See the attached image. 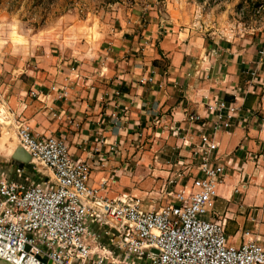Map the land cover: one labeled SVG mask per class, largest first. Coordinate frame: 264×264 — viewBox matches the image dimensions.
Here are the masks:
<instances>
[{
  "label": "built area",
  "instance_id": "obj_1",
  "mask_svg": "<svg viewBox=\"0 0 264 264\" xmlns=\"http://www.w3.org/2000/svg\"><path fill=\"white\" fill-rule=\"evenodd\" d=\"M250 11V20L243 21L246 9L241 7L237 20L219 31V39L253 36L264 26L257 20L264 19V5ZM69 71L76 80L78 67ZM71 83L69 76L65 85L54 83L48 91L65 101ZM28 96L38 100L40 94L31 90ZM204 107L205 116L187 113L184 119L195 137L182 139L191 151L192 174L186 181L180 176L159 206H145L125 194L102 195L105 180L96 185L93 175L109 153L103 146L114 143L99 135L95 147L85 142L86 155L77 156L65 132L39 134L21 118L12 125L18 144L51 176L0 163V259L10 264H264V241L246 230L238 244L230 243L216 209L226 178L216 135L244 126L250 115L237 101L215 99ZM53 117L60 121L63 115Z\"/></svg>",
  "mask_w": 264,
  "mask_h": 264
},
{
  "label": "rangeland",
  "instance_id": "obj_2",
  "mask_svg": "<svg viewBox=\"0 0 264 264\" xmlns=\"http://www.w3.org/2000/svg\"><path fill=\"white\" fill-rule=\"evenodd\" d=\"M259 5H264V0H0V138L4 134L15 137L12 125L28 117L27 108L24 112L21 109L33 104L28 96L33 74L48 72L55 65L76 68L86 64V72L93 66L89 62L93 58L96 68L109 62L106 56L119 52L117 43L121 37L132 35L128 31L131 23L144 26L155 22L162 26L173 21L180 32L182 29L214 42L221 29L237 20L241 7L246 9L242 20L248 22L250 10ZM167 64L164 58L153 63L164 71ZM71 78L75 80L72 75ZM19 113L20 118L16 116ZM251 119L250 115L242 127H248ZM170 126L166 121H154L140 131L139 125L128 120L111 132L114 144L93 178L96 185L105 180L102 195L115 198L125 194L145 206L166 202L167 193L178 186L180 176L186 181L193 171L188 163L191 151L184 149L185 141L178 142V129ZM17 150L25 164L15 165L18 159L2 157L0 163L51 176L46 168ZM249 154L240 159V170L234 169L229 177L225 201L230 198L221 206V220H225L230 232L241 225L264 238V159L258 163L257 155ZM251 190L252 204L248 205ZM102 229L108 231V227Z\"/></svg>",
  "mask_w": 264,
  "mask_h": 264
},
{
  "label": "crops",
  "instance_id": "obj_3",
  "mask_svg": "<svg viewBox=\"0 0 264 264\" xmlns=\"http://www.w3.org/2000/svg\"><path fill=\"white\" fill-rule=\"evenodd\" d=\"M130 25L128 31L132 35L121 37L117 43L119 52L106 56L109 62L100 65V58L96 68L93 58L89 60L93 66L86 72L83 70L86 64L78 66V78H71L75 87L73 83L69 85V98L65 101L55 100L54 93L48 89L54 83L58 86L66 84V78L71 77L69 67L55 65L48 72L31 74L34 82L30 91L39 92L40 97L31 99L33 104L30 106L25 105L28 124L39 134L65 132L71 152L85 156V142L95 147L99 135L107 143L114 142L111 132L120 129L128 120L139 125L140 131L154 121L158 124L166 121L172 129H178L180 138L188 141L193 134L186 132L188 125L182 122L187 113L205 116L206 102L215 99L237 101L252 119L248 127L236 126L230 132L216 135L218 157L226 167V178L219 187L216 206L222 216L221 206L229 177L234 169L240 170V159L245 154L251 156L249 152L257 155L258 163L264 159V131L259 132L264 128V26L260 25L253 36L230 41L218 38L213 42L182 29L180 32L173 21L162 26L155 22L144 26ZM162 58L168 62L165 71L153 65ZM146 78L153 81L141 85L139 81ZM125 109L127 112L123 116ZM53 114L63 115L62 120L57 121ZM113 114L115 118H112ZM179 137L178 142H181ZM103 150L110 148L105 145ZM253 192H248V205L252 204L250 196ZM239 197L237 194L236 201ZM226 231L230 243L238 244L246 230L240 225L232 232L226 226ZM254 235L264 241L259 234Z\"/></svg>",
  "mask_w": 264,
  "mask_h": 264
},
{
  "label": "bare ground",
  "instance_id": "obj_4",
  "mask_svg": "<svg viewBox=\"0 0 264 264\" xmlns=\"http://www.w3.org/2000/svg\"><path fill=\"white\" fill-rule=\"evenodd\" d=\"M0 111L3 112L2 110H0ZM0 122L3 123L2 118H1V114H0ZM6 135L7 134H4V136L0 138V157L7 158V159H9V158L10 159H20L21 154L19 153V150H17V148L22 150L23 153H26V152L18 144L17 141L15 142L14 135H9V134H8V136H6ZM13 141H14V143H13Z\"/></svg>",
  "mask_w": 264,
  "mask_h": 264
},
{
  "label": "water",
  "instance_id": "obj_5",
  "mask_svg": "<svg viewBox=\"0 0 264 264\" xmlns=\"http://www.w3.org/2000/svg\"><path fill=\"white\" fill-rule=\"evenodd\" d=\"M25 151V150H24ZM26 152V151H25ZM25 155H27L28 159L31 160V157L29 156V154L26 152ZM19 161L15 162V165H19V164H25V162L23 160L18 159ZM0 264H10L9 262L0 259Z\"/></svg>",
  "mask_w": 264,
  "mask_h": 264
}]
</instances>
